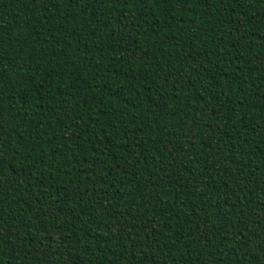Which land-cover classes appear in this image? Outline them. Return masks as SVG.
<instances>
[{"label":"trees","instance_id":"obj_1","mask_svg":"<svg viewBox=\"0 0 264 264\" xmlns=\"http://www.w3.org/2000/svg\"><path fill=\"white\" fill-rule=\"evenodd\" d=\"M0 264H264V0H0Z\"/></svg>","mask_w":264,"mask_h":264}]
</instances>
